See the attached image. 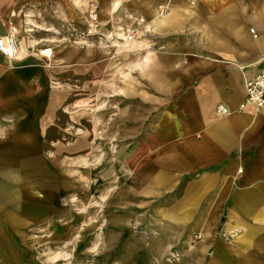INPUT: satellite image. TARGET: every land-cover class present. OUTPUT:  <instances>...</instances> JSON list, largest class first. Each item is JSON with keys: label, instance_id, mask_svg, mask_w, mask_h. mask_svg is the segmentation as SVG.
Here are the masks:
<instances>
[{"label": "crops", "instance_id": "crops-1", "mask_svg": "<svg viewBox=\"0 0 264 264\" xmlns=\"http://www.w3.org/2000/svg\"><path fill=\"white\" fill-rule=\"evenodd\" d=\"M93 2L111 35L130 16L144 20L135 42L120 43L118 64L60 40L65 20ZM12 27L20 56L0 53V243L48 210L57 167L94 146L102 113L131 138L120 162L136 207L151 204L165 234L184 236L182 257L264 264V108L245 104L244 89L264 58V0H0V36ZM39 39L51 58L29 55ZM103 61L116 68L97 91ZM65 124L87 134L68 146Z\"/></svg>", "mask_w": 264, "mask_h": 264}, {"label": "rangeland", "instance_id": "rangeland-1", "mask_svg": "<svg viewBox=\"0 0 264 264\" xmlns=\"http://www.w3.org/2000/svg\"><path fill=\"white\" fill-rule=\"evenodd\" d=\"M68 20L83 29L79 17ZM101 27V33L84 36L74 45L118 64L125 47L120 48L124 45L114 36L106 39L108 33ZM111 41L118 46H110ZM63 44H69V40L65 39ZM104 62L96 67L97 75L102 77L92 85L97 91L104 90V76L109 78L116 68V64L106 68ZM87 80L88 77L77 81L74 87L87 91ZM96 101L102 104L103 97ZM108 117L96 115L94 146L80 147L69 154L80 157L79 163L66 158L62 168L57 167L54 183L60 188L58 191L48 188V210L33 212L29 226L10 228L7 242L0 243V264H205L199 258L182 257L184 236L174 231L165 234V228L154 218L151 204L136 207L135 196L122 177L120 162L126 150L122 145L131 138L125 140L119 127L109 130ZM113 118L119 120V115ZM85 119V124L81 121L80 125H88ZM64 127L67 129L62 142L68 146L73 137L87 134L82 126L80 130H72L66 124ZM189 238L187 248L194 250L202 236L194 233Z\"/></svg>", "mask_w": 264, "mask_h": 264}, {"label": "built area", "instance_id": "built-area-1", "mask_svg": "<svg viewBox=\"0 0 264 264\" xmlns=\"http://www.w3.org/2000/svg\"><path fill=\"white\" fill-rule=\"evenodd\" d=\"M79 19H82L83 29L77 27L72 21L65 22L66 25L63 27V32L60 36V40L63 42L65 39L69 40V44H79L82 41L83 37L98 35L101 33L100 27L102 22L99 18V13L97 10L96 3H90L87 9V13L79 16ZM131 20L130 24L127 26L118 25L115 27L114 34L108 33L106 35L110 38L114 36L117 40H120V43L130 44L135 42L140 36V26L144 20L142 18L129 17ZM12 31L8 34L0 36V53L7 58L8 60L17 59L21 52V42L17 39L16 32L17 30L12 27ZM25 33H29L31 29L23 28ZM61 32V31H58ZM251 32L253 30L251 29ZM113 44L114 42L111 41ZM119 43V44H120ZM117 47V44H113ZM30 56L39 55L42 58L49 59L52 57L53 50L51 46H48L46 41L39 39L35 44L29 46ZM261 66L259 71L246 79L244 82L245 89V104L252 105L256 108H264V58L261 60ZM216 112L218 115H223L228 112L227 108L224 105H218L216 107Z\"/></svg>", "mask_w": 264, "mask_h": 264}]
</instances>
